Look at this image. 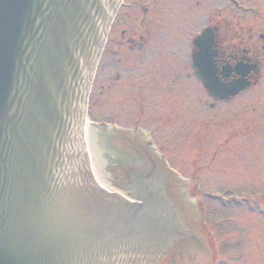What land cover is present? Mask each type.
Returning <instances> with one entry per match:
<instances>
[{
    "label": "water",
    "instance_id": "95a60500",
    "mask_svg": "<svg viewBox=\"0 0 264 264\" xmlns=\"http://www.w3.org/2000/svg\"><path fill=\"white\" fill-rule=\"evenodd\" d=\"M122 1L0 0V264H158L185 235L183 217V260L159 264H210L198 196L176 171L190 205L172 222L159 191L128 200L91 171L87 103ZM195 72L219 100L211 71Z\"/></svg>",
    "mask_w": 264,
    "mask_h": 264
},
{
    "label": "flooded vegetation",
    "instance_id": "af4514ba",
    "mask_svg": "<svg viewBox=\"0 0 264 264\" xmlns=\"http://www.w3.org/2000/svg\"><path fill=\"white\" fill-rule=\"evenodd\" d=\"M157 1L124 0L115 15L87 112L88 119L96 107V91L101 89L109 94L106 118L90 119L89 150L112 193L135 198L159 191L169 202L165 208L172 222L173 211L180 214V207H189L190 192L173 174L171 135L189 128L199 132L210 128L205 110L214 112L220 104H232L260 83L264 0H179V6L165 0L163 14H158ZM158 21L167 28H154ZM159 40L164 45H157ZM152 63L156 67H148ZM195 69L202 76L206 69L215 76L221 86L219 100L204 87ZM190 85L200 88L203 101L198 102L199 107L188 98ZM234 85L246 88L234 96L226 95ZM193 119L195 123H191ZM174 185L182 188V206L173 200ZM181 224L185 235L166 258L177 252L175 256L183 260V249L192 241L185 217ZM170 261L176 264L177 260Z\"/></svg>",
    "mask_w": 264,
    "mask_h": 264
},
{
    "label": "rangeland",
    "instance_id": "374dc122",
    "mask_svg": "<svg viewBox=\"0 0 264 264\" xmlns=\"http://www.w3.org/2000/svg\"><path fill=\"white\" fill-rule=\"evenodd\" d=\"M171 1L180 5L179 0ZM157 2L160 14L166 1ZM135 24L130 25L135 28ZM163 25L158 21L154 28L165 30ZM161 41L157 45H164ZM191 85L188 98L199 107L200 88ZM108 96L106 91H96V107L87 123L91 118H106ZM205 117L210 128L171 135V168L198 196L210 264H264V68L252 91L232 104H220L214 112L205 110Z\"/></svg>",
    "mask_w": 264,
    "mask_h": 264
},
{
    "label": "bare ground",
    "instance_id": "6f19581e",
    "mask_svg": "<svg viewBox=\"0 0 264 264\" xmlns=\"http://www.w3.org/2000/svg\"><path fill=\"white\" fill-rule=\"evenodd\" d=\"M85 139H86L87 145L89 146L88 130H87V128L85 129ZM92 171H93V174H94V177H95V180L97 181V183L101 187L106 188V189H109L108 185L102 180V177H101L100 173L98 172L96 166L92 165Z\"/></svg>",
    "mask_w": 264,
    "mask_h": 264
}]
</instances>
